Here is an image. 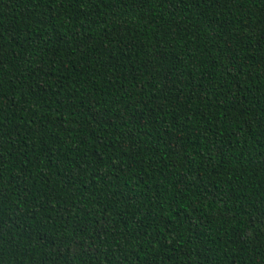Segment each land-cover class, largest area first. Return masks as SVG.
Listing matches in <instances>:
<instances>
[{"label":"trees","instance_id":"trees-1","mask_svg":"<svg viewBox=\"0 0 264 264\" xmlns=\"http://www.w3.org/2000/svg\"><path fill=\"white\" fill-rule=\"evenodd\" d=\"M0 264H264V0H0Z\"/></svg>","mask_w":264,"mask_h":264}]
</instances>
